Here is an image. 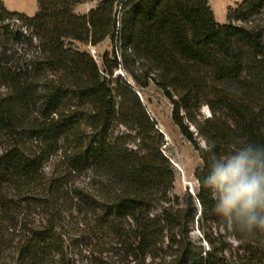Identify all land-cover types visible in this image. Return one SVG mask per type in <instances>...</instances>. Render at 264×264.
I'll return each instance as SVG.
<instances>
[{"label":"trees","instance_id":"1","mask_svg":"<svg viewBox=\"0 0 264 264\" xmlns=\"http://www.w3.org/2000/svg\"><path fill=\"white\" fill-rule=\"evenodd\" d=\"M80 2L37 0L31 17L0 0V236L16 230L12 212L44 214L25 225L14 246L18 263L73 264L71 247L82 254L100 235V245L112 248L102 253L111 251L116 264H264V230L229 225L201 183L214 156L264 145V0H243L225 23L209 0H99L86 14L75 12ZM107 39L111 50L100 65L77 46ZM118 68L142 90L153 84L164 94L202 161L196 196L186 193L184 205L172 197L164 138L136 90L113 77ZM62 140L73 148L69 167L97 179V187H75L70 199L62 179L44 172ZM10 189L25 198L9 200ZM71 205L88 221L87 235L62 231ZM215 226H230L235 246L215 236Z\"/></svg>","mask_w":264,"mask_h":264},{"label":"rangeland","instance_id":"2","mask_svg":"<svg viewBox=\"0 0 264 264\" xmlns=\"http://www.w3.org/2000/svg\"><path fill=\"white\" fill-rule=\"evenodd\" d=\"M4 2V6L9 11H17L28 16H34L38 11V3L37 0H2ZM243 0H209V4L211 9L213 10L215 19L219 23H225L227 21L228 14L231 10L237 8L238 4L241 3ZM99 0H81L79 4L75 7V12L79 14H86L88 11L94 7ZM81 51L88 52L95 61L100 65L101 64V56L104 52L111 50V43L110 40L107 39L101 44L97 46L93 45H83L77 44ZM118 75L123 77V80H127L129 84L132 86L134 90H136L137 95L140 97L141 101L146 106V109L151 116V118L156 122V129L159 133L162 134L164 138V145L162 146V152L166 155L170 163L174 169V183H173V198L174 196H178L180 203L184 205V200H186L187 196L186 193L191 194L193 197L196 196L198 191V182L195 178V170L201 166L202 161L199 158L197 151L194 149L193 145L181 134L179 128L173 123L172 120V104L170 101L164 96V94L158 90L155 85H151L149 88L142 90L139 88L133 79L122 69L118 68L115 70L113 77L116 78ZM5 96V87L0 82V97ZM201 113L203 116L208 117L210 115L209 110L206 106L201 108ZM124 130V127H117L116 128V135L119 133L121 134ZM191 130L194 131V128L191 127ZM129 137V136H127ZM124 137V140L127 139ZM132 137V136H131ZM199 144L201 146H205V142L199 138ZM34 144V143H33ZM130 145H134L133 143H128ZM1 145V144H0ZM73 153L72 145L68 142L62 140L58 144V150L56 153L51 155L48 161L45 163V175L49 178L54 179H62L65 183V192L69 191L68 197L72 195L71 190L75 187H97V179L93 177L90 172H81L79 170H74L71 168V164L69 167L68 157ZM95 183L96 185H93ZM8 199H15L20 200L25 198V196L18 195L15 193L14 190H6ZM67 193V192H66ZM174 200V199H173ZM21 213L17 210V215H15V220L18 222L16 225V230L14 232L6 231L3 229L1 236H0V264H19L15 253V244L22 237L24 234L25 225L29 228H32L34 223L35 226L39 223L37 222L39 216H44L42 214V210L40 208H33L31 214L26 213L27 210H22ZM76 205H71L68 208L64 209L62 212V221L61 229L66 233H70L72 236L80 232V234L87 235V226L89 225L88 221L84 220L85 218L81 214L76 213ZM30 210V208L28 209ZM5 215V214H4ZM200 215V208L198 207V213L196 219ZM11 216V215H10ZM2 217V207L0 204V218ZM14 220V221H15ZM9 221V220H8ZM94 225V222L90 220V226ZM2 226H5V221L3 222ZM89 226V227H90ZM216 230L214 229V235L220 236L221 239L227 241L229 244L234 245L236 244V240L231 235V227L228 226L227 228L215 226ZM21 229H23L21 231ZM19 231V232H18ZM193 239L198 240L202 237V233L199 230L198 226L195 225L193 230ZM88 239L91 237L85 236ZM68 235L63 236L65 240V244L69 242L67 239ZM100 235L97 237H92L89 240V246L82 248L83 253L80 254L75 249L70 250L69 257H71V262L73 264H90V258L96 256L98 259H102L105 264H116L114 259H111V251L107 253H102V249H112L108 247L106 244L100 245L102 240L99 241ZM66 244V245H67ZM92 244V245H91ZM207 248V244L203 243ZM95 251V252H91ZM69 251V250H68ZM91 253V254H90ZM91 256V257H90ZM103 263V264H104Z\"/></svg>","mask_w":264,"mask_h":264},{"label":"clouds","instance_id":"3","mask_svg":"<svg viewBox=\"0 0 264 264\" xmlns=\"http://www.w3.org/2000/svg\"><path fill=\"white\" fill-rule=\"evenodd\" d=\"M201 183L229 225L241 233L264 230V145L244 143L214 156Z\"/></svg>","mask_w":264,"mask_h":264}]
</instances>
